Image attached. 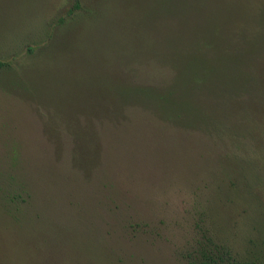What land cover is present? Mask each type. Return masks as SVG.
I'll use <instances>...</instances> for the list:
<instances>
[{"label": "rangeland", "instance_id": "rangeland-1", "mask_svg": "<svg viewBox=\"0 0 264 264\" xmlns=\"http://www.w3.org/2000/svg\"><path fill=\"white\" fill-rule=\"evenodd\" d=\"M170 1L0 0V264L264 259V100L203 91L208 127L157 94L213 29L264 33V0Z\"/></svg>", "mask_w": 264, "mask_h": 264}, {"label": "trees", "instance_id": "trees-1", "mask_svg": "<svg viewBox=\"0 0 264 264\" xmlns=\"http://www.w3.org/2000/svg\"><path fill=\"white\" fill-rule=\"evenodd\" d=\"M76 1L74 10L81 8L79 0ZM173 4L175 3L170 0H157V13H166V9ZM259 20L261 21V19ZM64 21L65 19H61L60 22L64 23ZM211 33L212 35L208 37L207 42H199L194 48V52L190 50L177 54V59L183 62L181 68L176 70V75L167 90H157V94L168 91L169 96L177 97L174 106L176 112L169 117L171 119H179L189 124L204 123L210 127L204 120L205 108L193 101L196 95L203 91L220 93L223 96L224 108L235 114L239 110L248 109V105L246 106L239 99L242 96L247 97L251 104L254 103L253 96L264 100V60L260 64H257L256 60L259 59L257 55H260L259 49L262 48L260 46L264 43V33L257 30V35L254 33L253 36L244 39L248 41V45L240 53L236 51L229 54L224 49L222 50L219 40L216 39L215 29ZM245 36L246 34H244ZM185 46L186 43L183 41L179 51H184ZM187 48H192V46ZM2 65L0 63V67ZM203 65H205L204 68ZM131 90L135 94L151 99L157 105L155 98L150 96V92L154 91L153 89L139 90L140 93L135 92V88ZM194 257L192 264H264L262 258L255 257L252 260L245 259L242 261L241 257L237 258L238 256L232 255L230 251H214L208 246L202 247L197 251L196 256H192V258Z\"/></svg>", "mask_w": 264, "mask_h": 264}]
</instances>
